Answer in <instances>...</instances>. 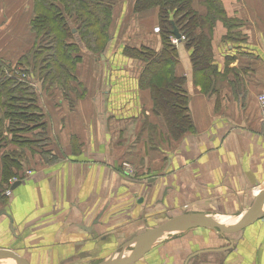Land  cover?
<instances>
[{
  "label": "crops",
  "instance_id": "0c3cea01",
  "mask_svg": "<svg viewBox=\"0 0 264 264\" xmlns=\"http://www.w3.org/2000/svg\"><path fill=\"white\" fill-rule=\"evenodd\" d=\"M134 2L117 7L110 52L85 58L80 74L85 94L74 108L59 92L47 93L34 82L46 127L26 135L43 133L39 146L20 150L0 138V154L22 153L24 166L35 169L7 192L9 205L0 208L7 213L0 216V247L18 250L31 241L27 254L18 253L30 264H75L97 246L84 243L97 240L103 229L96 226L132 223L136 205L143 209L142 197L160 202L171 196L189 206L186 213L244 217L264 190L258 103L264 93V0H222L234 26L218 22L213 30V70L195 73L190 51L182 41L177 45L175 75L184 78L193 127L179 140L154 111L151 91L140 86L145 64L124 55L126 47L163 48L158 10L134 14ZM202 2L195 0V8L205 14ZM31 17V0H0V63L16 64L31 51ZM148 129L154 134L147 139ZM11 135L2 133L6 139ZM42 152L55 161L49 164ZM127 165L144 172L136 183L153 182V189L129 184L134 181L124 171ZM10 218L16 233L9 236ZM232 240L235 246L227 253H206L189 264H264V218ZM169 249L156 247L143 264H185L199 248L180 256L164 254Z\"/></svg>",
  "mask_w": 264,
  "mask_h": 264
},
{
  "label": "trees",
  "instance_id": "16d2710c",
  "mask_svg": "<svg viewBox=\"0 0 264 264\" xmlns=\"http://www.w3.org/2000/svg\"><path fill=\"white\" fill-rule=\"evenodd\" d=\"M113 4V0L32 1L33 48L16 64L0 63V138L4 144L15 145L21 150L39 146L45 137L43 133H37L34 138L26 135L38 129L44 131L46 127L43 111L38 106V92L30 85L37 82L36 78L30 76L31 80L22 81L15 75L29 77L32 70L46 92L56 82L66 84L75 79V71L83 59L82 52L94 58L108 49ZM202 5L205 14L196 10L195 0H135L133 4L134 14L158 10L157 32L163 48L157 52L144 46L126 47L124 55L145 64L140 86L151 91L154 111L163 116L175 140L193 131V127L188 115L184 78L175 75L178 49L171 42L174 30L179 31L184 46L190 51L193 70L202 74L214 67L211 43L216 24L222 22L229 29L234 26L222 0H203ZM5 130L12 134L10 139L2 137ZM0 155V182L22 177L25 161L19 157L23 154L2 152ZM49 156V152H42L44 160L54 162L55 157Z\"/></svg>",
  "mask_w": 264,
  "mask_h": 264
},
{
  "label": "rangeland",
  "instance_id": "374dc122",
  "mask_svg": "<svg viewBox=\"0 0 264 264\" xmlns=\"http://www.w3.org/2000/svg\"><path fill=\"white\" fill-rule=\"evenodd\" d=\"M32 1L33 0H31V4H32ZM128 1L129 0H113V2H114V4H113V17H114V14H115V16H117V13H119V10H118L119 8H117V7L121 4L123 6ZM121 8H123V7H121ZM112 23H113V21H112ZM114 23H115V21H114ZM110 38L111 39H110V42L108 43V45H109L108 49L106 51L102 52L101 54H99L101 57H103V55L110 49V47L112 45L111 28H110ZM108 52H110V50ZM88 55H90V54L89 53H83V52L81 53V57L83 59L77 66V69L75 71V79L70 80L66 84H61L59 82H56L52 87V90L59 92L60 95H62L66 99H68L65 101L69 103L71 108H74V103L76 101H78L79 99H81V95L85 94L83 88H81V81H80L81 75L80 74H81V66L84 65V62H85L84 60ZM15 76H18L19 78L23 79V77H22V75H20V73L15 75ZM28 76H29L28 78H30V80H31L30 76L35 77L36 79H34V81L38 82V79H37L38 75L36 73L33 74L32 70H30ZM25 80H27V79H25ZM35 87H36V85H35ZM52 90H50V91H52ZM49 92H47V93H49ZM148 131H149L150 136H147V139L149 137L153 136V134H154V132L150 133V129H148ZM191 132H193V131H190L188 133H191ZM169 135H170V133H169ZM170 137L172 138L171 135H170ZM10 138L11 137H8V139H10ZM141 141H142V139H141ZM19 154L21 155V153H19ZM24 157L25 156L23 154L22 158L19 157V160L22 161L24 159ZM49 157H51V156H49ZM54 157H56V156H54ZM49 164H51V163H49ZM22 167H23V170H22L23 172H21L22 177L19 178L21 181L30 177L32 175V173H34V171H35L34 168H28V166H22ZM124 171L129 174V176H128L129 179L131 181H134V182H128L129 184H131V185H134V184L143 185L144 188H147L150 190L153 189V186H151V184L154 185L153 182H144V183H140V184L135 182L138 178H140L139 174H141V173L144 174V172L139 170V168H136L135 166H132V165H130V166L127 165L126 168H124ZM0 176L2 177V167H0ZM166 186H168V185H166ZM11 187H12L11 179L8 180L7 183L0 182V208L8 207L9 198L6 195H7V192L11 189ZM145 194L148 196L147 193H145ZM175 200L177 202V205L174 204L176 202H174L172 200L171 196H169L167 198V201H164L161 198L160 202H158V199L149 200V202H148V199H146L145 197H142V201H145L142 204L143 209L139 207L140 206L139 204L136 205V208H137V211L139 212V214L135 215V220L132 223L127 224V226H123V224L119 223L118 226H112V229H108L110 226H96V227H101L103 229V231L101 233H99V234L97 233L99 235L97 240L88 238L87 240H85V242L84 241H82V242H84L86 244H88V243L92 244L93 241H95L97 246L96 247H90L86 253H83L82 255H80L81 258L75 264H98V263L104 261L105 259L109 258L110 256H112L114 254H117V256L129 255L132 252V250L139 243L138 241H135V242H132V241L135 240L140 235L144 234L147 231V229L155 228V227L161 225L162 223L168 221L170 218H172L174 216L186 214V211L188 209L187 207H189V206H180L179 200L178 199H175ZM196 205L197 204H195L194 206H196ZM5 214L7 215L6 212H5ZM238 215H240V213L235 214L234 217H230L227 215H225V217H224V216H221L220 214H214V215H209V216L212 219L214 218L217 220H231V221H233L231 223H237L240 221L239 219L243 217V216H238ZM8 227L9 226H7V229H8ZM8 230H9V236H10L13 233L11 226ZM14 233H16V232H14ZM240 234H242V232L235 234V235L227 236V238L232 240L234 237H237ZM25 243H26L25 247H23V245L20 244L19 247H16V248H18V250H14V251H16V252L18 251L17 253H24L25 252V254H27V251L30 250V247H32L33 243L31 241H28V240L27 241L25 240ZM221 243L226 244V245L229 244L228 241L226 242L225 239H223L221 236L217 235L215 232L210 231V230L192 229V230L185 231L184 229H180V230L176 229V230H173L172 232L168 233L167 235H165L157 243L155 248L156 247L160 248L161 246L165 245L171 249L166 251L164 254L169 253L170 255L180 256L181 251L189 253V252H192V251L196 250L197 248H199L198 250L194 251L196 253V252H199L200 250L202 251V250L214 249L213 246H215L217 244H221ZM0 249H8V248L7 247H4V248L0 247ZM31 251H34V249H32ZM31 251L28 254H30ZM151 252L148 253L141 260H139L138 262H136L134 264H143L144 262H146L147 258H149L151 256ZM194 252H193V254H194ZM176 253H178V254H176ZM191 255H192V253H191ZM198 257L199 256H197L195 258H198ZM179 260H181L180 257H179ZM1 262H5V264H13V263H7L6 261H1ZM170 263H172V262H170Z\"/></svg>",
  "mask_w": 264,
  "mask_h": 264
},
{
  "label": "water",
  "instance_id": "95a60500",
  "mask_svg": "<svg viewBox=\"0 0 264 264\" xmlns=\"http://www.w3.org/2000/svg\"><path fill=\"white\" fill-rule=\"evenodd\" d=\"M174 36L176 39H181V34L178 30H174ZM22 182L15 183L11 190L16 189L21 185ZM264 207V190L258 195L253 206L250 208L248 213L244 216V218L235 226L227 227L216 220L212 219L207 214L202 213H186L174 216L170 218L168 221L162 223L161 225L147 229V231L137 237L132 242L138 241V245L132 250V252L127 255H119L114 254L109 258L98 264H134L141 260L144 256L150 253L157 243L168 233L173 230L184 229L192 230V229H206L215 232L217 235L221 236L223 239L230 243V246L222 248V249H211V250H202L196 252L189 256L186 260L185 264H189L190 260L195 258L196 256H201L206 253H223L230 251L234 248V241L227 238V236L235 235L240 232H243L257 221L264 218V213L262 212ZM1 214H5V212H0ZM6 215V214H5ZM11 221V229L14 233L13 222ZM11 260L14 264H30L29 261L18 254L16 251L12 249H0V262Z\"/></svg>",
  "mask_w": 264,
  "mask_h": 264
},
{
  "label": "built area",
  "instance_id": "2783aa9c",
  "mask_svg": "<svg viewBox=\"0 0 264 264\" xmlns=\"http://www.w3.org/2000/svg\"><path fill=\"white\" fill-rule=\"evenodd\" d=\"M171 42H172L173 45H177L178 44V40L175 39L174 37H171ZM22 77H23V79H21L22 81H28V79H29L28 77H26L24 75H22ZM25 79H27V80H25ZM258 103H259L260 108H261L262 126H263V132H264V93H262V94H260L258 96ZM15 182H17L16 178L11 179V184H14Z\"/></svg>",
  "mask_w": 264,
  "mask_h": 264
},
{
  "label": "bare ground",
  "instance_id": "6f19581e",
  "mask_svg": "<svg viewBox=\"0 0 264 264\" xmlns=\"http://www.w3.org/2000/svg\"><path fill=\"white\" fill-rule=\"evenodd\" d=\"M244 218V217H243ZM242 218V219H243ZM214 219V218H213ZM241 219V220H242ZM214 220H216L217 222H219V223H221V224H223V225H225V226H227V227H231V226H235V225H237L239 222H237V223H231V222H233V221H231V220H217V219H214ZM7 263H13L14 264V262H12L11 260H7L6 261Z\"/></svg>",
  "mask_w": 264,
  "mask_h": 264
}]
</instances>
